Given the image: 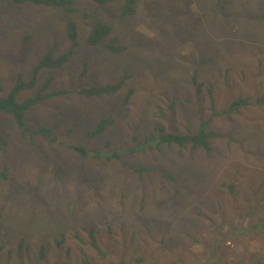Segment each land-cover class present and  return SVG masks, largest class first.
<instances>
[{
	"label": "rangeland",
	"instance_id": "374dc122",
	"mask_svg": "<svg viewBox=\"0 0 264 264\" xmlns=\"http://www.w3.org/2000/svg\"><path fill=\"white\" fill-rule=\"evenodd\" d=\"M125 4L76 0L66 10L0 0V97L19 78L31 80L48 50L70 47V20L75 54L43 68L18 101L50 76L45 93L128 76L110 95L42 100L25 115L27 137L0 112V264H264V104L222 113L234 99L264 93V0H136L123 16ZM99 20L112 26L107 42L125 50L87 44ZM108 116L106 132L86 135ZM202 120L215 133L209 153L148 145L121 160L98 156L142 144L157 125L185 134ZM39 126L52 136L31 137Z\"/></svg>",
	"mask_w": 264,
	"mask_h": 264
},
{
	"label": "trees",
	"instance_id": "16d2710c",
	"mask_svg": "<svg viewBox=\"0 0 264 264\" xmlns=\"http://www.w3.org/2000/svg\"><path fill=\"white\" fill-rule=\"evenodd\" d=\"M15 4H25V3H33L37 5H45L54 8H63L66 10H71L73 4L76 0H9ZM98 3L103 4L107 2H111L113 0H96ZM136 11V0H126V4L123 7V16H128L134 14ZM67 34L71 41V45L69 48L65 49L63 52L59 54H55L53 50H48L44 57L34 66L33 70V77L29 81H23L19 78L18 83L14 86L10 92L4 96L0 97V112H3L9 115L13 121L15 122L16 126L22 131L24 137H27L26 133H24V126H25V115L27 112L34 106L38 105L42 100L57 96V95H67L72 91H75L81 95L87 97H101L105 95H110L116 93L120 90L125 80L128 76L123 77L119 82L110 83L107 85H92L89 87H79L76 89H67V88H60L51 93H45L47 88L49 87L53 77H49L45 84L42 86L41 90L33 96L26 98L24 101H18L17 97L21 90L25 88H31L36 84L39 72L43 68H60L64 66L66 63L70 61L73 55L76 52L77 47L79 46L78 41V27L77 23L74 20H70L67 23ZM112 32V26L104 21H96L91 28V31L86 39L88 45L96 46L101 45L104 48L115 52H121L125 50L124 45H118L113 42L108 43L107 39ZM88 69L87 63H85L83 67V72H86ZM195 84L197 85V91L201 92L202 90V83H199L196 79L194 80ZM210 92L211 99L213 100V108L215 109L214 105V97L212 93V87L208 88ZM134 93V89L130 88L127 91V94L123 100V104L129 102L131 96ZM264 104V93L263 95L257 97V99H251L246 97H240L231 101L223 110L222 113H240L242 108L249 106V105H260ZM114 123V117H102L90 130L86 131V135L90 137H96L100 134L106 132ZM207 120H202L200 122L199 128L196 132L193 133H176L171 131H166L165 127L162 125H157L154 132L150 136H146L145 140L142 144L137 146H129L122 148L121 150H113L108 154H103L102 152H98V156H105L106 159H116L121 160L124 154H133L137 151H144L146 146L152 145L161 149L163 145L167 146H174L177 145L179 147L191 146L193 150L196 149H203L206 152H211L213 150L211 139L215 136V133H212L207 129ZM44 135L46 137L52 136V129L48 126H39L37 127L30 136L33 137L34 135ZM6 138L2 133H0V149L3 147V144H6ZM81 155L85 156L88 153L85 150V147L82 145H78L74 147ZM138 171L142 170V168H137ZM170 177V175H166ZM89 233L91 240V244L94 248H96L100 253H102L100 243L97 240L95 235V229L93 227L86 229ZM1 228H0V252L3 250V246L1 244ZM64 239V238H63ZM59 244L63 243V240H58ZM45 247L42 246V254H44ZM104 254V252H103ZM87 264H92L90 260L86 259Z\"/></svg>",
	"mask_w": 264,
	"mask_h": 264
}]
</instances>
